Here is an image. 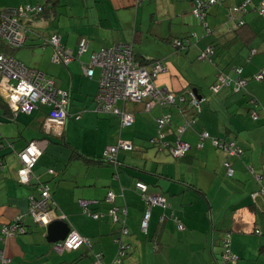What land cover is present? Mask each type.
I'll use <instances>...</instances> for the list:
<instances>
[{
  "label": "crops",
  "instance_id": "obj_1",
  "mask_svg": "<svg viewBox=\"0 0 264 264\" xmlns=\"http://www.w3.org/2000/svg\"><path fill=\"white\" fill-rule=\"evenodd\" d=\"M57 1L43 15L23 24L28 29L25 47L28 43L32 48L42 47L45 58L50 59L46 69L39 66L40 71L52 78L57 90L70 94L65 125L61 129L45 128L51 106H41L31 114L19 112L11 119L9 107L0 103V140L4 139V144L0 142V236L4 225H14L19 219L23 229L16 237L0 238L8 264H111L121 248L117 238L127 249L123 264H223L228 235L230 250L239 260L225 264H264V80L255 79L264 71V14L258 7L264 0H221L207 10L203 22L198 21L203 28L194 30L183 26L193 14V0ZM247 1L240 17L245 26L235 32L239 22L231 17ZM46 2L0 0V8ZM167 18L169 25L165 23ZM175 25L182 29H172ZM55 34L75 57L67 65L54 64L53 48L41 45ZM81 37L90 41V47L79 56ZM176 38H188L190 49L176 48L172 40ZM130 42L136 55L167 62L168 71L157 80L159 88L174 93L192 90L204 99L201 110L156 104L147 110V101H118L120 110L134 115L131 127H123L114 113L97 111L101 71L96 68L94 77L88 78L83 66L101 49ZM143 43L162 49L154 51L155 58H149L142 47L135 48ZM207 48L214 51L212 61L199 57ZM9 55L13 56L11 52ZM223 76L230 79V84L214 90ZM239 81L244 86L239 88ZM183 109H187L184 114ZM154 111L149 120L143 116ZM161 116L171 118L162 140L172 146L179 136L190 145L184 158L175 157L168 148L150 146V139L157 135L156 119ZM188 118L196 122L179 133ZM90 121L103 125L104 142L87 140L85 148L76 144L72 135ZM203 132L238 149V154L230 158L233 176H228L224 166L227 153L215 147L214 139L205 140L204 147L199 148ZM121 140L131 141L134 151L155 148L158 155L148 153L147 160L141 161L143 155L134 158V151H122L119 156L123 165L118 175L113 167L93 162ZM33 141L43 149L34 173L49 186L56 215L65 216L71 231L89 240L77 251H58L31 217V197L38 196L41 187L36 178L26 186L18 183L22 164L17 154ZM77 146L83 157L73 154L72 147ZM137 181L145 182L150 194L164 195L171 206L152 208L147 234L140 225L148 205L135 189ZM108 191L115 196L113 205L126 211L120 214L128 229L122 237L121 224L113 223L108 216L95 220L83 212L82 203L88 202L92 211L104 213ZM172 211L183 223V230H178L171 219Z\"/></svg>",
  "mask_w": 264,
  "mask_h": 264
},
{
  "label": "built area",
  "instance_id": "obj_2",
  "mask_svg": "<svg viewBox=\"0 0 264 264\" xmlns=\"http://www.w3.org/2000/svg\"><path fill=\"white\" fill-rule=\"evenodd\" d=\"M219 2L220 0H195L193 3V15L196 19L203 22L206 11ZM246 3L237 8V13L231 17L232 20H237V22H239L237 23L238 26L243 24L240 17L246 10ZM43 11L44 6L40 4L19 8L0 9V101L9 107L13 118L19 112L31 114L41 106H51L52 112L46 119L45 128L61 129L69 116L70 94L57 90L52 78L36 68H31L22 64L1 48L3 45L12 50L24 47L28 29L23 22L40 16ZM261 13L264 14V2L262 4ZM237 15H239V18L236 17ZM173 43L179 50H186L190 46V40L188 38L174 39ZM43 46H50L53 48L52 62L54 64L67 65L75 59L72 51L61 43V38L57 34L45 39ZM89 47L90 41L86 37H81L78 43L79 56L87 52ZM212 55L213 50L207 48L200 58L206 59L210 58ZM96 68H99L101 71L99 91L95 98L97 111L118 115L121 118L123 127L131 126L135 121V117L131 113L120 110L117 107L118 101L137 104L147 101V110H150V107L155 104L165 107L175 106L178 104V101L182 103L186 102V98L183 95H177L168 89H161L157 86L156 82L160 75L167 72L165 64L161 61H155L147 65L141 64L136 59L133 53V47L130 44H118L93 54L91 62L84 65L83 70L88 78H93ZM255 79L257 81H263L264 71L257 75ZM229 80L230 79L227 77H220L219 83L216 84L213 89L217 91L221 86L230 84ZM238 86L239 88L244 86V82L239 81ZM189 98V107L199 112L201 110V103L204 99L200 98L195 92H189ZM252 116L254 120L258 119L257 114L253 113ZM168 122L169 117L165 116L158 120V125L163 128ZM192 124H194V120L187 121L185 125L180 128L179 133L185 131V129ZM163 137L164 135L161 134L157 139H153L152 143L159 148L170 149L171 153L177 158H184L186 156L190 146L183 142L179 136L174 146H170L168 143L163 142ZM209 137V133H202L201 142L199 144L200 148L203 147L204 141ZM214 145L226 151L229 157L238 154V149L233 147L234 144L228 145L219 140H215ZM132 149V142L121 140L118 145L107 148L105 157L109 162L116 164V159L121 150L129 151ZM42 153L43 149L40 143L38 141H33L17 154L22 164V168L18 171V182L21 185H29L33 180V170L42 156ZM225 167L228 176H233L234 170L231 164L227 162ZM4 168L2 164V169L4 170ZM50 173L54 174L53 171H50ZM136 189L143 195L148 205V210L141 222V230L143 233L147 234L151 218V209L153 207L170 208V205L163 195L149 194L147 185L143 182H138ZM39 191L40 193L38 196L31 197V216L34 220L42 227H48L56 219L65 221V216L58 218L56 215L55 205L49 188L41 187ZM114 198L113 192L109 191L106 196V202L112 204ZM82 206L84 212L88 215H92L95 219L100 217L99 214L91 213L88 202H83ZM119 212L126 214L125 208L118 209L114 207L110 210V215L113 217L115 223L121 224L122 235H126L128 234V229L125 226V222L121 221L118 217ZM19 220L14 225L3 226L2 240L16 237L18 233L23 231L22 221ZM178 228L182 230L183 225L179 224ZM88 242L89 240L84 239L77 232L71 231L64 241L54 244V247L61 252H72L79 250ZM120 246L118 257L111 264H122L121 258L125 256L127 249L124 244ZM227 247L228 245L226 248ZM224 259L226 261H238V257L233 255L228 248L224 254ZM8 263L9 259L6 257L5 251L0 249V264Z\"/></svg>",
  "mask_w": 264,
  "mask_h": 264
},
{
  "label": "trees",
  "instance_id": "obj_3",
  "mask_svg": "<svg viewBox=\"0 0 264 264\" xmlns=\"http://www.w3.org/2000/svg\"><path fill=\"white\" fill-rule=\"evenodd\" d=\"M144 1H147V0H144ZM143 1V2H144ZM194 1L195 0H193V3H194ZM58 1L57 0H55V1H49V0H47V2H46V4L45 5H42V6H44V11H43V13L41 14V15H43L50 7H52V6H54V5H56V3H57ZM220 2H221V0H220ZM219 2V3H220ZM218 3V4H219ZM246 3V2H245ZM245 3H242V5L243 4H245ZM249 3L247 2L246 3V6H245V8L247 7V5H248ZM263 4V3H262ZM262 4L261 5H258V7H259V12L261 13V8H262ZM41 5V4H40ZM0 9H2V8H0ZM3 9H6V8H3ZM7 9H9V8H7ZM193 10V9H192ZM207 12V11H206ZM244 14V13H243ZM40 15V16H41ZM261 15H262V13H261ZM242 16V15H241ZM200 21V20H199ZM245 26V23L243 22V24L242 25H240V26H237V28H236V25L234 26V28H236V29H234L235 30V32H238V31H240V29H242L243 27ZM122 44H130V45H132V47H133V53H134V55H135V57H136V59L141 63V64H143V65H147V64H150V63H152V62H155V61H161V62H163L164 64H165V66L167 67V65H166V63L163 61V60H150V59H147L146 57H140V56H138V55H136L135 54V51H134V45H133V43H122ZM118 45V44H117ZM115 46V45H114ZM190 46H191V43H190ZM190 46L186 49V50H188V49H190ZM25 47V46H24ZM113 47V46H112ZM1 48H2V50L3 51H5V52H7L8 54L11 52V51H13L12 49H10L9 47H7V46H5V45H3V46H1ZM109 48H111V47H109ZM103 49H108V48H103ZM102 50V49H101ZM186 50H181V51H186ZM204 52V51H203ZM203 52L201 53V55L203 54ZM97 53V52H96ZM95 54V53H94ZM200 55V56H201ZM213 55H214V51H213ZM212 55V56H213ZM199 56V57H200ZM201 59V58H200ZM205 60H210V61H212V59H211V57L210 58H206ZM167 71H168V68H167ZM224 77V76H223ZM227 77V76H226ZM219 83V82H218ZM217 83V84H218ZM156 84H157V82H156ZM170 91V90H169ZM172 92V91H171ZM189 92H193L192 90H190V91H188V92H179V93H176L177 95H180V96H184L185 98H186V102H184V103H182V102H180V101H178V104L177 105H182V106H184L185 108L187 107L188 109H189V111H194V112H197V111H195V110H193V109H191L190 107H189V101H190V98H189ZM174 93V92H173ZM0 103H1V101H0ZM143 103H145V101H143ZM177 105H175V106H177ZM158 106H160V105H158ZM160 107H162V106H160ZM165 107H173V106H165ZM163 108V107H162ZM186 113L187 112V109H186V111H185V109H183V111H182V113ZM183 113V114H184ZM162 117H165V116H161V117H159V118H157L156 119V128H157V135L156 136H154L153 138H151L150 139V141H149V144H150V146H152V147H158V146H156V145H154L153 143H152V141H153V139H157L161 134H163V135H165V132H164V129L166 128V127H168V126H171V118H169V122L167 123V125L166 126H164L163 128H161L159 125H158V120L160 119V118H162ZM11 119H13V117L11 118ZM190 120H194V123L196 122L195 121V119L194 118H188V119H186L185 120V122L184 123H186L187 121H190ZM135 123V121L133 122V124ZM132 124V125H133ZM131 125V126H132ZM193 125L194 124H192L190 127H187V128H191V127H193ZM131 126H128V127H131ZM186 128V129H187ZM185 129V130H186ZM210 135V134H209ZM212 137H211V135H210V137L208 138V139H211ZM208 139H206V140H208ZM212 139H214V138H212ZM4 140V139H3ZM3 140H0V142L2 143V144H4V141ZM215 140V139H214ZM176 141H177V138H176ZM175 141V142H176ZM131 142V141H130ZM164 142V141H163ZM175 142H174V144H175ZM200 142H201V140L199 141V144H200ZM205 142V141H204ZM186 143V142H185ZM213 143H214V141H213ZM9 144V143H8ZM133 144V143H132ZM169 144V143H168ZM174 144L172 145V146H174ZM186 144H188V143H186ZM199 144H198V146H199ZM227 144V143H226ZM170 145V144H169ZM189 145V144H188ZM171 146V145H170ZM190 146V145H189ZM203 147H204V145H203ZM202 147V148H203ZM215 147H217V146H215ZM200 148V147H199ZM217 148H219V149H221L220 147H217ZM134 149H135V145L133 144V149L132 150H129V151H124V150H121L120 152H119V154H118V157H117V159H116V164L115 163H111V162H109L108 161V159L105 157V152H104V154H103V156L101 157V158H99V159H94L93 160V162H95V163H97V164H107V165H109V166H111V167H113L114 168V170H115V175H118V173H119V169L120 168H122V162H121V160H120V153L122 152V151H124V152H132V151H134ZM223 150V149H222ZM72 151H73V154H75V156H78V157H83L82 156V152H80V151H78L77 149H72ZM226 152V151H225ZM188 153V152H187ZM187 153H186V155H187ZM227 153V152H226ZM228 155V154H227ZM17 157H18V155H17ZM19 158V157H18ZM41 158V157H40ZM230 158L231 157H229V155H228V158H227V160H226V162L224 163V166H225V164L227 163V162H229L230 164H231V162H230ZM20 160V159H19ZM40 160V159H39ZM39 162V161H38ZM3 166H4V164H3ZM37 166V165H36ZM35 166V167H36ZM5 167V166H4ZM35 167H34V169H35ZM22 168V165H21V167H20V169ZM226 168V167H225ZM19 169V170H20ZM4 170H5V168H4ZM227 170V169H226ZM50 171H53L54 172V174H56L55 173V171L54 170H49V173H50ZM33 174H34V178H36V180H37V182L39 183V185H40V187H48L49 188V186L46 184V183H42V181H40L39 180V178H38V176H36L35 175V173H34V170H33ZM51 174V173H50ZM17 181H18V178H17ZM138 182H143V181H137L136 182V184H135V189H136V185H137V183ZM19 183V182H18ZM143 183H145V182H143ZM20 184V183H19ZM146 184V183H145ZM21 185V184H20ZM147 185V184H146ZM147 188H148V185H147ZM49 190H50V188H49ZM137 190V189H136ZM138 191V190H137ZM50 192H51V190H50ZM109 192V191H108ZM112 192V191H111ZM39 193H40V191H39ZM149 193V192H148ZM108 194V193H107ZM150 194V193H149ZM51 195H52V193H51ZM161 195V194H160ZM164 196V195H163ZM165 197V196H164ZM166 198V197H165ZM167 199V198H166ZM105 202H106V199H105ZM104 202V203H105ZM167 202H168V200H167ZM168 204H169V202H168ZM105 205L107 206V208H106V210L104 211V213H100V212H96V211H92L91 209H90V206H89V209H90V211H91V213L92 214H99L100 215V217L98 218V219H95L92 215H88L87 213H85L84 212V209H83V212H84V214L85 215H88V216H90V217H92L93 219H95V220H100V219H103L105 216H108L109 217V219L113 222V223H115L114 222V219H113V217L110 215V210L111 209H113L115 206L113 205V203L112 204H110V203H105ZM170 205V204H169ZM116 208H118V207H116ZM154 208V207H153ZM159 208H161V207H159ZM118 209H121V208H118ZM163 209H171V206H170V208H163ZM152 210V209H151ZM120 214H122L121 212H119L118 213V217L121 219V221H122V218L120 217ZM170 217H171V219L173 220V221H175V223H177V228H178V226H179V224H182L183 225V223L181 222V220L179 219V217H177L176 215H175V213L172 211L171 212V214H170ZM66 221V220H65ZM142 222V221H141ZM115 224H119L120 225V223H115ZM21 225V224H20ZM19 225V226H20ZM140 227H141V225H140ZM21 228V227H20ZM183 229H184V225H183ZM182 229V230H183ZM178 230H180L179 228H178ZM122 228H121V225H120V235H121V237L123 236L122 235ZM256 234H261V232L260 231H256L255 232ZM19 234V233H18ZM0 238H3V236H2V234H1V236H0ZM226 242L224 243V245H223V247H224V253H223V261H225V263H227V262H232V263H237L238 261H236V262H233V261H226L225 259H224V254H225V252H226V250H227V248L230 250V236H227L226 237ZM2 240V239H1ZM88 240V239H87ZM3 241H4V239H3ZM117 242L121 245V244H123V242H122V239L121 238H117ZM228 245V247L226 248V246ZM230 252H231V250H230ZM232 253V252H231ZM233 254V253H232ZM233 255H235V254H233ZM237 256V255H236ZM118 257V254H117V256L114 258V260L116 259ZM125 257V256H124ZM124 257L123 258H121L122 259V264H123V259H124ZM238 257V256H237ZM238 260H239V258H238Z\"/></svg>",
  "mask_w": 264,
  "mask_h": 264
},
{
  "label": "rangeland",
  "instance_id": "obj_4",
  "mask_svg": "<svg viewBox=\"0 0 264 264\" xmlns=\"http://www.w3.org/2000/svg\"><path fill=\"white\" fill-rule=\"evenodd\" d=\"M190 15H191L190 17L192 19L191 18H187L189 20V23H188V25L187 24H184L183 25L184 28H188V26L191 27L190 29H192V30H194L197 27L198 28H200V27L203 28V26H201L200 22H198L199 20H196L195 19V16L192 14V12H191ZM67 19H69V18H67ZM169 19L170 18H167V20L165 22L167 25H169V22H170ZM176 19H177V17L174 20H176ZM70 20L77 21V18H71ZM171 27H172V29H174L176 31L182 29L181 28L182 26L180 27V25H175V26H171ZM45 39H47V38H45ZM45 39H44V41H45ZM176 39H180V38H176ZM172 40H174V39H172ZM35 44H37V43H35ZM43 44H44V42L41 45H43ZM27 45L28 46L22 47V48H20V49H18L16 51H11V54H13L14 58L17 61L21 62L22 64H24V65H26L28 67L36 68V69H39L40 70L41 68H39V66L42 65L46 69L48 67V65H50L49 64L50 59L45 58L44 49L42 47L41 48H39V47L32 48L31 46H29V45H31L29 43ZM162 46L166 47L165 45H162ZM139 47H142L147 52V54H149L148 55V56H150L149 58H155L154 56H152V54L154 53V51H156L158 49H162V48H158V47H156L154 45H146L145 43H143L142 45L136 44V47L135 48H139ZM170 62H172V64H173L174 63V60H172ZM160 79H162V78H160ZM160 79H159V81H160ZM120 105H121V103H120ZM129 107H131V106H129ZM156 111H154V113L152 115L144 114L143 116L145 117V119L149 120V118H151V117H153L155 115ZM146 124H147V122H146ZM103 130H104L103 129V125H101V124L100 125H94L93 122L90 121V123L88 125H86L85 127H82V129L80 131L78 129L76 131H74V133L72 135L73 136V140H74V142L76 144H81L82 146H85V148H87L86 147L87 140L88 141H90V140H95V141L101 140V142H104L103 137H102ZM107 131H108V129L105 130V132H107ZM58 145L60 147L64 148L63 142H59ZM78 147L79 146L72 147V148L77 149L78 151L82 152L80 149H78ZM146 148H148V145H146ZM140 151L141 150L137 149L136 151H134L131 154L134 156V158H135V156H139V154L140 155H143V157H141V161L147 160L148 153L153 154V156L158 155L157 149H155V148H149L147 150H142L143 152H140ZM161 154H164V153L161 152ZM168 157H171V156L168 155ZM33 220H34V218H33ZM224 222L227 225H229V222H227V221H224ZM36 227L37 228H40L41 231H46V228H44V227H42L40 225H36ZM227 230L228 229H223V231H225V232ZM210 231H212V230H210ZM212 233H214V232L212 231ZM217 242H218V240H217ZM224 251L225 250L223 249V252ZM223 264H225V263L223 262ZM229 264H231V263H229Z\"/></svg>",
  "mask_w": 264,
  "mask_h": 264
},
{
  "label": "water",
  "instance_id": "obj_5",
  "mask_svg": "<svg viewBox=\"0 0 264 264\" xmlns=\"http://www.w3.org/2000/svg\"><path fill=\"white\" fill-rule=\"evenodd\" d=\"M35 223L37 225H40L36 221ZM46 232L47 242L54 245L61 241H64L70 234L71 228L67 222L61 219H56L48 227H46Z\"/></svg>",
  "mask_w": 264,
  "mask_h": 264
}]
</instances>
